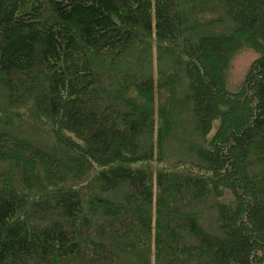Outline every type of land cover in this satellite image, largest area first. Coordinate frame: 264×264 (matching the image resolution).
<instances>
[{"label":"trees","instance_id":"obj_1","mask_svg":"<svg viewBox=\"0 0 264 264\" xmlns=\"http://www.w3.org/2000/svg\"><path fill=\"white\" fill-rule=\"evenodd\" d=\"M0 264H264V0H0Z\"/></svg>","mask_w":264,"mask_h":264},{"label":"rangeland","instance_id":"obj_2","mask_svg":"<svg viewBox=\"0 0 264 264\" xmlns=\"http://www.w3.org/2000/svg\"><path fill=\"white\" fill-rule=\"evenodd\" d=\"M258 55L259 53L251 48H243L232 56L229 62V66L225 72V81H226L225 86L228 92L234 93L239 89L251 62ZM216 125H217V121L214 122V128ZM213 130L210 132L208 136H210L213 133ZM226 193H228L227 196H229L230 193L228 190L226 191ZM225 199H226L225 197L222 198V200ZM210 217H211L210 221H212L214 216L211 215ZM201 218H199V223L202 226H204L207 230L213 231V229H215L214 223H212L210 226H206L205 223H202Z\"/></svg>","mask_w":264,"mask_h":264}]
</instances>
